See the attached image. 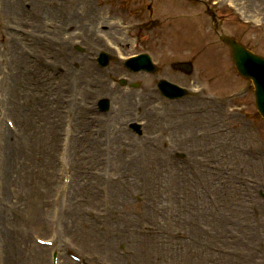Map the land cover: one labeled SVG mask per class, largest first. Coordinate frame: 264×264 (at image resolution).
Here are the masks:
<instances>
[{
    "label": "rangeland",
    "instance_id": "1",
    "mask_svg": "<svg viewBox=\"0 0 264 264\" xmlns=\"http://www.w3.org/2000/svg\"><path fill=\"white\" fill-rule=\"evenodd\" d=\"M42 1L38 11L32 8L36 18L47 9L49 2ZM104 1L107 6L103 8V0H76V23L72 25L60 18L65 15L55 12L53 20L48 15L40 26L54 24L59 29L61 34L54 48L59 47L61 52H39L32 47L30 50L35 51L32 53L41 64L39 71H35L32 62L20 57L28 48L22 46L15 54V69L11 70L12 81L9 82L1 56L5 52L7 30L11 28L15 32L13 38L18 44L24 37L25 27L30 34L38 33L33 24H29L26 5L23 7L21 0L9 2L11 7L7 10L2 0L5 8L0 7V110H5L7 118L0 124L5 127L6 120L13 119L18 129L10 132L5 127L12 137L9 147L6 141V149L0 145L1 150L4 149L0 152V169L12 172L19 161L23 175L19 176L17 169L12 178L13 187L0 186L6 188L1 190L5 195L0 217V264H51L53 251L71 264L67 258L69 253L76 254L87 264L103 261L109 264H262L264 203L257 206L256 217L247 202L231 200L243 197L241 188L237 187L235 193L228 192V196L222 194L229 191V185L225 182L223 190L218 191L215 167L211 168L213 174L209 183L216 188L208 183L197 187V178L205 173L201 169L204 161L219 160L223 152L219 144L208 145L212 147L201 144L203 138L200 139L197 126L202 117L205 120L202 125L211 118L190 115L194 109H214L216 104L208 102L214 97L222 107L224 98H230L243 106V111L238 110L237 114L247 113V119L257 122L264 139V121L256 114L252 88L236 77L230 52L211 33L205 8L195 10L176 0H119L117 5ZM204 1L215 9L228 34L264 57V0ZM147 6L152 7L150 12ZM103 10L105 16L111 14L122 21L124 31L114 37L122 43V54L134 53L132 42L135 36L139 37L140 50L152 53L161 66L157 76L132 77L131 83L140 84L136 88H121L115 81L110 86L103 84V80L114 73L117 78L121 77L118 65L113 64L112 71L105 73L108 70L103 72L95 64V57L103 50ZM196 14L198 19L189 22L188 17ZM155 20L153 24L162 25L161 30L147 35L134 33L137 23ZM112 23L115 30H121V24ZM129 29L131 31H126ZM67 42L71 43L68 47ZM76 44L83 47V52L75 50ZM189 61L194 64L193 76L170 70V63ZM159 76L189 88L191 96L199 97L198 100L188 98L183 101L186 105L178 108L177 116L182 113L188 118L173 119L170 114L176 110L175 105L168 112V105L164 103H155L143 117L137 113L139 98L146 99ZM29 84L33 88L29 89ZM116 90L115 105L124 102L127 95L130 98L120 121L122 127L117 128L120 132H113L117 127L115 123L109 126L108 131L116 134L113 136L104 130L103 119L107 115L97 113L94 104ZM10 101L19 106L17 119L15 114L6 112ZM41 103H44V111L40 112ZM232 107L233 104L227 116L232 114ZM24 109L33 113L28 114L31 127H24L25 124L18 121L25 119ZM209 113L211 111L207 115ZM213 116V122L224 120L225 126H230L227 119H221L222 115ZM133 120L150 121L144 139L134 137L127 129V124ZM176 120L193 129L183 140L186 148L172 154L156 149L155 144L163 146L166 142L164 134L167 129L173 130ZM53 122L56 125L60 122L56 131L51 128ZM21 129L32 131L31 142L23 137ZM249 129L248 136L242 134L236 140L243 142L246 149L256 138L254 128L249 125ZM116 140L119 143L113 142ZM255 149L264 153V147L257 143ZM13 152L16 159L11 157ZM238 153H230L229 158L224 156L226 163L238 168L243 166V169L237 168L239 173L254 180L249 165L252 157ZM173 154L183 155L185 159L174 160ZM44 155L52 158L48 160L54 167L53 172L50 166L43 168ZM263 160L264 155L257 163L261 176L264 175ZM71 166H76V173L67 175V185L60 182L57 186L55 181H60L62 175L65 180L64 170L69 174ZM245 177L241 178L245 180ZM262 180L256 178L259 184L254 188L258 194L264 191L260 186L264 185ZM248 186L253 188V185ZM181 187H187L185 192ZM186 195L193 198L185 199ZM76 229L82 230L84 238L75 237ZM234 230L245 235L246 249L241 247L244 243L241 237V243L235 244L240 235ZM10 233L17 246L9 244L6 236ZM55 234L59 244L47 249L50 251L43 257L36 239L54 240ZM230 249L240 253L227 252ZM39 255L42 258L37 260Z\"/></svg>",
    "mask_w": 264,
    "mask_h": 264
},
{
    "label": "bare ground",
    "instance_id": "2",
    "mask_svg": "<svg viewBox=\"0 0 264 264\" xmlns=\"http://www.w3.org/2000/svg\"><path fill=\"white\" fill-rule=\"evenodd\" d=\"M129 98H130V96L127 95L126 98H125V101L124 102H120V106H121L122 111L127 106L126 100L128 101ZM140 105H141L142 108H146L147 107V104H146V102L144 100L140 101ZM20 121L26 123L28 127H31V120H30V117L28 115H27V117L24 120H20ZM59 124H60V122H59ZM58 125H56L55 122H53L52 127L56 128ZM19 163L20 162L17 161L16 166L14 167L12 172L4 171V174L0 175V179L4 182L6 187H11V188L13 187L12 178L15 176V172H16L17 169H19V174L18 175L19 176L23 175V171L20 168ZM14 228H15V226H14ZM74 235H75V237L78 236V237L84 238L82 230H79V229H76V231H74ZM6 237H8L10 245L17 246V243H15L14 235L12 233L8 234ZM39 250L42 253V256L44 257L45 253L47 251L45 249H42V248H40ZM41 258L42 257L39 255L37 260H40Z\"/></svg>",
    "mask_w": 264,
    "mask_h": 264
},
{
    "label": "water",
    "instance_id": "3",
    "mask_svg": "<svg viewBox=\"0 0 264 264\" xmlns=\"http://www.w3.org/2000/svg\"><path fill=\"white\" fill-rule=\"evenodd\" d=\"M249 58V56L244 53L241 50H237V55H236V61L241 68L243 72L244 71V62ZM257 69L256 72L254 73L255 78L257 79V83L259 85V107L261 111L264 113V64L262 63H257L256 64Z\"/></svg>",
    "mask_w": 264,
    "mask_h": 264
}]
</instances>
